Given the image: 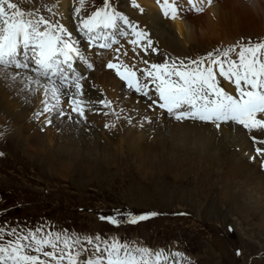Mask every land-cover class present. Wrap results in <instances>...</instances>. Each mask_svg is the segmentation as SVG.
Returning a JSON list of instances; mask_svg holds the SVG:
<instances>
[{"label":"snow or ice","instance_id":"6c2138e0","mask_svg":"<svg viewBox=\"0 0 264 264\" xmlns=\"http://www.w3.org/2000/svg\"><path fill=\"white\" fill-rule=\"evenodd\" d=\"M85 3L76 0L66 16L58 5L26 11L13 0H0V78L4 86L11 82L18 92L38 96L41 108L33 118L42 128L51 126L54 118L87 123L89 113L115 117L104 127H116L128 109L115 110L104 93L93 99L85 92L95 69L92 57L112 53L103 66L121 83L124 95L143 98L137 103L147 101L146 110H159L177 123L211 124L217 130L238 126L251 142L249 160L264 170V38L217 47L199 58H172L112 0H101L90 12L84 11ZM155 3L163 18L175 21L186 10L203 13L214 0ZM130 7L145 12L137 0H130ZM220 78L234 86V94L222 87ZM124 118L133 123L131 115ZM142 119L152 122L147 115ZM159 215L117 209L99 220L113 227L136 226ZM0 264H191V260L165 247L152 249L98 234L82 239L66 230L52 231L43 223L37 227L3 221Z\"/></svg>","mask_w":264,"mask_h":264},{"label":"bare ground","instance_id":"6f19581e","mask_svg":"<svg viewBox=\"0 0 264 264\" xmlns=\"http://www.w3.org/2000/svg\"><path fill=\"white\" fill-rule=\"evenodd\" d=\"M71 1L75 6L76 0L58 2L59 11L66 16L70 15L68 5ZM137 1L145 9V23L156 46L162 53L174 58L183 57L182 47L188 44H205L206 49H211L216 44L234 43L241 37L261 34L263 30L264 0H214V4L206 7L203 13L186 10L183 18L175 21L162 17L155 0ZM111 55L105 53L103 58L92 57L95 69L85 83V92L93 99H100L101 93H104V98L113 101L115 110L128 109L116 122V127H104L105 123L115 121V117L89 113L87 123L54 118L51 126L42 128L40 120L33 118L41 108L38 96L18 92L11 82L4 86L5 82L0 78L1 127L9 126L18 138L20 136L25 141L27 154L37 153L60 178H67L73 169L83 171L101 165L112 167L116 163L115 156L124 150L131 153L132 158L137 157L140 165L156 159L159 162L168 160L172 166H183V163L201 165L210 172L225 168L227 182L218 188V199L227 202L245 219L252 212L256 213L260 225L264 227V173L259 169L258 162H249L252 147L245 133L229 125L217 130L211 124L177 123L159 110H146L147 101L137 103L143 98L124 95L121 83L104 68ZM63 107L68 106L65 103ZM127 115L133 117L131 125L124 118ZM145 115L151 123L142 119ZM219 138L223 139L224 145L219 143ZM214 141H217L216 156L212 154ZM234 147H238L244 155L243 159L234 158V151L230 153Z\"/></svg>","mask_w":264,"mask_h":264},{"label":"rangeland","instance_id":"374dc122","mask_svg":"<svg viewBox=\"0 0 264 264\" xmlns=\"http://www.w3.org/2000/svg\"><path fill=\"white\" fill-rule=\"evenodd\" d=\"M58 2L59 0H19L17 4L23 9L30 10L59 5ZM112 2L117 5L122 1ZM100 3L101 0H86L85 12ZM73 5L71 1L68 10L70 6L74 7ZM41 14L49 15L46 11H42ZM144 17L142 20L145 22ZM262 29L263 35L258 32V35L241 37L237 41L264 37L263 24ZM236 42L221 44V47ZM206 46L198 43L181 46L183 54L181 58H199L208 52ZM217 47H213L212 50ZM220 79L224 86L223 78ZM8 129L9 126L4 128L0 125V153H3L0 156V222L37 227L43 223L50 230L54 227L66 231L75 230L81 234L82 239L88 234L105 236L112 233L121 241L139 244L137 241L140 240L149 246L161 242L166 236L164 228L171 227L172 235L188 238L191 248L200 240L209 239L206 241V251L202 254L203 259H210L207 253H218L220 261L226 258L235 264L233 259L236 256L232 253L230 256L226 255L230 248L238 243L243 251L242 258L237 264H264V227L259 223V215L252 212L249 218L245 219L227 202L218 199V188L227 182L225 168H216V171L210 172L201 165L183 163V166H172L168 160L159 162L156 159L140 165L137 157L132 158L131 153L124 150L115 156L116 163L112 167L101 165L83 171L73 169L67 178H60L48 168L37 153L27 154L25 141L20 136L18 138L11 128ZM214 142L212 154L216 156L217 141ZM219 143L224 145L222 138H219ZM118 147L120 149V146ZM232 151L234 158H244L238 147L232 148L230 153ZM245 159L247 160V157ZM249 162L253 163L250 160ZM117 209L131 210L134 213L149 211L160 214L164 211L171 214L185 210L190 217L159 215L136 226L120 227H113L99 220L100 215L109 216ZM227 224L233 226L235 233L224 230V237L218 234L206 237L212 226V230L216 225L224 229ZM59 229L55 231H60ZM186 246L189 247L187 244ZM202 249L204 250V242ZM223 261L222 264H228Z\"/></svg>","mask_w":264,"mask_h":264}]
</instances>
